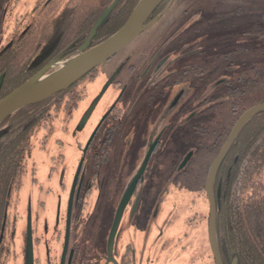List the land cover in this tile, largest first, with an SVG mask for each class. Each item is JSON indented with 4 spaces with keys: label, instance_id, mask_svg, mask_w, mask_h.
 <instances>
[{
    "label": "flooded vegetation",
    "instance_id": "af4514ba",
    "mask_svg": "<svg viewBox=\"0 0 264 264\" xmlns=\"http://www.w3.org/2000/svg\"><path fill=\"white\" fill-rule=\"evenodd\" d=\"M258 1L264 7V0ZM169 2L164 0L149 20ZM162 29L143 40H131L124 55L118 54L123 47L45 99L19 126L28 153L0 220V264H27L30 240L33 264H135L143 260L139 248L150 234L146 207L152 199L159 203L164 198L166 184L181 181L178 103L187 80L184 75L193 79L196 69L204 67L197 61L183 65L187 55L203 51L197 42L179 33L162 39ZM100 74L104 78L96 82ZM221 81L227 89V78ZM33 149L40 160L32 158ZM92 197L94 210L88 208ZM105 199L110 211L103 207ZM99 215L109 217V223L101 229L106 235L101 238L100 232L97 242L101 226L93 222L99 221ZM187 234L175 237L170 232L173 242L183 249L193 244ZM181 238L186 242H180Z\"/></svg>",
    "mask_w": 264,
    "mask_h": 264
},
{
    "label": "rangeland",
    "instance_id": "374dc122",
    "mask_svg": "<svg viewBox=\"0 0 264 264\" xmlns=\"http://www.w3.org/2000/svg\"><path fill=\"white\" fill-rule=\"evenodd\" d=\"M35 1L0 0V45L14 29L18 14L30 9ZM259 5L258 0H177L134 39L143 40L162 28L165 34L162 39L168 34H182L184 39L191 38L203 48L201 52L187 55L183 65L197 61L198 66H204L196 69L193 79L182 71L187 80L180 90L182 96L178 103L177 156L182 166L181 181L177 185L166 184L164 198L159 203L152 199L146 207L144 218L149 223V240L144 249L139 248L143 260L135 264H215L208 238L209 203L205 182L209 166L235 120L243 110L260 101L264 91V7ZM183 7L188 9L182 11ZM65 59L55 62L50 70L58 68L59 62ZM241 73L247 77L256 73V80L238 82L236 78ZM103 78L102 74L98 75L96 82ZM225 78L229 85L242 83L246 91L229 87L234 92L229 93L221 81ZM234 101L238 102L235 112ZM40 157L33 149L32 158L38 161ZM93 201L94 197L88 207L92 210L96 206ZM104 202L103 207L107 206L110 211L109 201ZM108 223L109 217L99 215V221L95 218L93 224L101 226L95 241L99 242L101 229ZM184 231L193 237L192 247L185 249L173 242L170 235L171 232L176 237ZM105 235L101 232V238ZM181 241L186 242L182 238Z\"/></svg>",
    "mask_w": 264,
    "mask_h": 264
},
{
    "label": "trees",
    "instance_id": "16d2710c",
    "mask_svg": "<svg viewBox=\"0 0 264 264\" xmlns=\"http://www.w3.org/2000/svg\"><path fill=\"white\" fill-rule=\"evenodd\" d=\"M113 0H36L21 11L6 42L0 45V97L51 61L64 59L88 44L104 40L126 21L138 0H118L103 19ZM242 74V73H241ZM257 74L239 75L238 82L254 81ZM264 81V73H263ZM227 90L239 88L229 80ZM228 93V94H229ZM264 100V91L259 98ZM23 106L0 122V220L26 166V148L19 126L39 107ZM238 102L234 101L233 111ZM214 194L217 236L224 264H264V111L254 114L242 127L218 170Z\"/></svg>",
    "mask_w": 264,
    "mask_h": 264
},
{
    "label": "water",
    "instance_id": "95a60500",
    "mask_svg": "<svg viewBox=\"0 0 264 264\" xmlns=\"http://www.w3.org/2000/svg\"><path fill=\"white\" fill-rule=\"evenodd\" d=\"M163 1L164 0H138L130 15L118 30L99 43L88 47L90 39L93 35L92 31L90 36L80 47L79 52L65 59L67 60L71 57L81 56L78 62L68 65L67 67L64 65L59 66L54 70H50L52 65L59 60L51 61L39 71L23 81L21 84L6 93L4 96L0 97V122L17 109L26 105L43 101L56 92L69 87L95 67L99 66L111 56L116 54L131 40H133L141 31L149 26L153 21L158 19L161 14L173 3L174 0H170L169 4L159 15H157L152 20H149L153 12ZM117 2L118 0L112 1L106 11L100 17V20L104 18L107 12L112 9ZM44 76L50 77L41 87L33 89L27 94L23 95V93L26 92L36 80ZM2 81L3 74L0 75V87ZM260 111H264V100L258 101L257 103L247 107L242 111V113L235 120L228 136L221 145L217 154L213 158L207 172L205 190L209 203L208 237L215 264H224L217 236V205L214 194L216 176L223 159L229 152L242 127L254 114ZM123 206L124 203L120 205L117 218L113 224V229L109 238V245L112 242L113 233L118 223L120 212L123 209ZM27 264H33L31 240L29 242V255ZM230 264H237V259L234 258Z\"/></svg>",
    "mask_w": 264,
    "mask_h": 264
},
{
    "label": "bare ground",
    "instance_id": "6f19581e",
    "mask_svg": "<svg viewBox=\"0 0 264 264\" xmlns=\"http://www.w3.org/2000/svg\"><path fill=\"white\" fill-rule=\"evenodd\" d=\"M80 58H81V56L71 57V58H69V59H67V60H65V61H63V62H60V63H59V66H64V65H66V67H67L68 65H72L73 63L75 64L76 62L79 61ZM49 77H50V76H44V77H41L40 79L36 80V81L31 85V87H30L26 92L23 93V95H24V94H27L29 91H31V90H33V89H37V88L41 87V86L44 84V82H45L47 79H49Z\"/></svg>",
    "mask_w": 264,
    "mask_h": 264
}]
</instances>
